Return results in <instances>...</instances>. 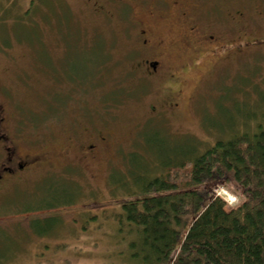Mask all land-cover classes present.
I'll use <instances>...</instances> for the list:
<instances>
[{
	"label": "rangeland",
	"instance_id": "374dc122",
	"mask_svg": "<svg viewBox=\"0 0 264 264\" xmlns=\"http://www.w3.org/2000/svg\"><path fill=\"white\" fill-rule=\"evenodd\" d=\"M127 22L94 14L86 0H0V105L19 152L51 156L0 184V264H135L134 237L118 232L115 215L139 173L264 124L263 43L197 58L172 21L168 60L185 68L168 82L133 69ZM73 124L102 126L112 144L80 160ZM217 193L238 201L226 186ZM47 203L58 206L25 209ZM51 217L59 222L49 235L30 226Z\"/></svg>",
	"mask_w": 264,
	"mask_h": 264
},
{
	"label": "trees",
	"instance_id": "16d2710c",
	"mask_svg": "<svg viewBox=\"0 0 264 264\" xmlns=\"http://www.w3.org/2000/svg\"><path fill=\"white\" fill-rule=\"evenodd\" d=\"M192 150L149 178L139 173L138 189L117 203L118 232L134 237L129 259L135 264H264V124ZM222 185L236 193L235 204L217 193ZM58 222L35 218L30 226L49 235Z\"/></svg>",
	"mask_w": 264,
	"mask_h": 264
},
{
	"label": "flooded vegetation",
	"instance_id": "af4514ba",
	"mask_svg": "<svg viewBox=\"0 0 264 264\" xmlns=\"http://www.w3.org/2000/svg\"><path fill=\"white\" fill-rule=\"evenodd\" d=\"M86 2L94 14L109 19L117 16L121 22L128 20L125 27L128 41L125 55L136 62L133 69L150 77L166 76L168 82L174 79L175 73L185 68V64L180 69L168 60L166 47L172 37L167 25L173 22L181 21L183 39H191L197 58L205 55L228 57L231 51L246 48L249 44H264V0H207L209 4L206 6L205 0ZM222 2L229 3L230 10ZM170 91L168 99L177 98L178 89ZM170 103L171 106L178 104L174 100H169ZM79 125H70L69 140L80 160H94L105 151V145L108 147L112 144L110 133L97 124L90 128H80ZM9 126L0 105V184L18 178L34 166H50L51 156L47 151L20 153L15 134L9 132Z\"/></svg>",
	"mask_w": 264,
	"mask_h": 264
}]
</instances>
